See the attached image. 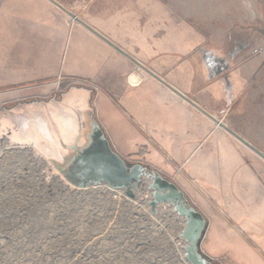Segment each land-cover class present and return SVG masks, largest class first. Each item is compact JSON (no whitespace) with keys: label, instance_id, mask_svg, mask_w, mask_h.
<instances>
[{"label":"rangeland","instance_id":"rangeland-1","mask_svg":"<svg viewBox=\"0 0 264 264\" xmlns=\"http://www.w3.org/2000/svg\"><path fill=\"white\" fill-rule=\"evenodd\" d=\"M56 1L86 22L111 10L105 1L115 2ZM117 1L116 13L128 22L138 14L144 23H157L153 58L176 61L184 56L176 52L187 50V59L202 65L196 50L179 47L186 35L204 53L227 61L240 87L232 85L226 111L214 117L222 125L208 117L207 137L195 150L198 161L165 155L166 166L157 167L131 156L121 174L90 175L102 156L92 144L96 129L104 133L93 105L99 88L87 79L64 78L63 71L71 35L81 24L47 0H0V264H211L201 244L213 217L222 214L237 226L226 217L232 204H264V0ZM128 22L118 25L130 30ZM152 32L143 36L152 40ZM53 81L57 89L47 95L25 96ZM211 85L192 89L199 104L211 106L210 94L220 91ZM69 87L65 100L76 91L90 99L92 115L85 112L86 130L76 139L83 147L71 141L72 116L82 129L78 110L36 102L57 100ZM92 119L99 127H91ZM38 141L43 151L35 147ZM46 142L57 161L49 158ZM137 161L144 165L131 163ZM246 260L253 262L247 253Z\"/></svg>","mask_w":264,"mask_h":264},{"label":"crops","instance_id":"crops-1","mask_svg":"<svg viewBox=\"0 0 264 264\" xmlns=\"http://www.w3.org/2000/svg\"><path fill=\"white\" fill-rule=\"evenodd\" d=\"M47 1L75 15L56 0ZM107 5L111 9L109 11L114 10L113 13L105 10L101 13L103 17L100 14L99 17L87 22L79 18L77 22L81 26L71 35L72 39L63 66L64 78L71 76L78 80L87 79L93 81L99 88L93 94V105L97 121L103 126L104 133L100 132L102 129H96L97 133H93L95 137L92 144L96 145V149L104 150L116 166L113 164L105 166L96 162L95 166L99 170H95L90 175L121 174L131 156L145 159L146 162L157 167L166 166L163 160L165 155L178 162L189 156L195 160L201 159L200 155L196 158L195 150L199 149L197 145L207 137L208 117L214 118L224 114L232 98V85L240 87V83H236V76H232L229 74L230 71H227L229 63L217 54L204 53V48L199 46L200 44L193 46L192 40L186 38V35L179 39V47L187 46L190 52L196 50V53L200 54L202 65L197 66L187 59V50L184 51L185 53L175 51L177 57H182L177 53L184 54L182 59L159 61L151 56L159 52V28L154 19L144 23V19H140L138 14H132L128 22V17H122L115 11L118 8L116 6L122 5L120 1H105V7ZM156 11H159V8ZM158 15L159 13L156 15L157 19H159ZM123 21L130 24V30L119 27L118 24ZM147 30L154 31L151 33L152 40L143 36L144 31ZM133 39L135 42H132ZM136 39L141 45L137 44ZM139 46L145 48V53L142 52V48L141 53L139 52ZM136 64L145 71L136 68ZM57 83L56 81L50 84L41 83L38 88L26 92L25 96L37 94L43 97L57 89ZM209 84H212L213 88H219L220 91L219 93L212 91L210 94L208 100L211 106H207V103V105L199 104L200 101L191 91L197 88L201 92L202 88H207ZM71 89L72 87H69L60 92L57 100L40 99L38 100L40 102H36L46 105L55 103L56 108L61 111L73 112L76 109L80 112L81 130L75 122L76 117L70 114L75 128L72 131L76 135L75 139L71 140L74 142L86 130L85 112L88 111L89 114L91 112L90 99L87 101L77 91L71 94V97L64 99ZM78 89L82 88L78 87ZM88 91L90 92L89 89ZM17 98L21 96H12L9 100ZM53 117L56 122L62 121L58 113L53 114ZM96 126L99 127L92 119L91 127ZM64 141L66 140H62L61 143ZM79 142L77 141L73 147L77 145L83 147L84 142L83 144ZM46 143L50 148L49 142ZM35 147L41 151L45 148L40 141L35 143ZM50 150L49 158L57 161L54 151L51 148ZM61 157L64 161L70 156ZM143 162L131 163L142 165ZM226 217L236 221L238 225H231L222 214L215 215L206 232V240L201 244L204 258L211 264H213L212 259H220L229 264H264V204H259L255 208L249 207L245 201L237 205L232 204ZM246 253L253 262L246 260Z\"/></svg>","mask_w":264,"mask_h":264},{"label":"water","instance_id":"water-1","mask_svg":"<svg viewBox=\"0 0 264 264\" xmlns=\"http://www.w3.org/2000/svg\"><path fill=\"white\" fill-rule=\"evenodd\" d=\"M69 15H71L76 21H79V18L77 17V16H75V15H73V14H71L70 12H67ZM80 22H81V20H80ZM83 23V22H82ZM86 27H88L90 30H92L93 32H95L96 34H98L99 36H101L96 30H94L92 27H90L89 25H87V24H85V23H83ZM236 135V134H235ZM237 136V135H236ZM241 141H243L244 143H246L247 145H249L250 146V144L249 143H247L244 139H242L241 138ZM253 148V147H252ZM255 149V148H254ZM257 151V150H256ZM257 152H259V151H257ZM260 153V152H259ZM101 154H102V156L100 157V159H99V161H97L96 160V162H99V163H102L103 165L105 164V166L108 164L106 161L107 160H109L110 161V164H113L114 166H116L115 164H114V162L113 161H111V159L108 157V155L103 151V150H101ZM263 157H264V154H262V153H260ZM96 155H98V154H96ZM95 155V156H96ZM99 156V155H98ZM91 159V158H90ZM89 159V160H90ZM89 160H88V163H89ZM126 161H127V159H125ZM105 162V163H104ZM128 162V161H127ZM129 163V162H128ZM149 169H151L150 167H149ZM96 170L98 171L99 169L96 167ZM119 170H122V169H119ZM115 176V175H114ZM174 185L177 187V185L174 183ZM182 195L184 196V194L182 193ZM197 251H198V249H197Z\"/></svg>","mask_w":264,"mask_h":264},{"label":"trees","instance_id":"trees-1","mask_svg":"<svg viewBox=\"0 0 264 264\" xmlns=\"http://www.w3.org/2000/svg\"><path fill=\"white\" fill-rule=\"evenodd\" d=\"M211 262H212L213 264H220V262H218V260H214V259H212Z\"/></svg>","mask_w":264,"mask_h":264},{"label":"built area","instance_id":"built-area-1","mask_svg":"<svg viewBox=\"0 0 264 264\" xmlns=\"http://www.w3.org/2000/svg\"><path fill=\"white\" fill-rule=\"evenodd\" d=\"M212 119H214V118H212ZM219 125H222V123L219 121V120H217V119H214Z\"/></svg>","mask_w":264,"mask_h":264}]
</instances>
